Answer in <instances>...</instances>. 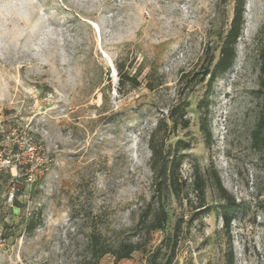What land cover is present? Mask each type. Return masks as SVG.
<instances>
[{"label": "rangeland", "instance_id": "374dc122", "mask_svg": "<svg viewBox=\"0 0 264 264\" xmlns=\"http://www.w3.org/2000/svg\"><path fill=\"white\" fill-rule=\"evenodd\" d=\"M234 7L0 0V141L26 161L33 139L47 163L33 184L21 166L0 172V264H228L231 251L233 264H264V140L254 137L264 107V0H246L232 67L212 84L202 78ZM119 65L141 84H121ZM178 103L189 124L172 129L165 150L180 160L181 193L162 185L168 220L148 232L154 209L139 221L159 196L149 137L161 119L172 128ZM215 170L238 202L229 229ZM122 241L140 247L117 260Z\"/></svg>", "mask_w": 264, "mask_h": 264}, {"label": "trees", "instance_id": "16d2710c", "mask_svg": "<svg viewBox=\"0 0 264 264\" xmlns=\"http://www.w3.org/2000/svg\"><path fill=\"white\" fill-rule=\"evenodd\" d=\"M245 4L246 0H235L234 14L231 20V25L226 33V36L223 40L220 50V56L218 60L214 63L213 67H211V62H209L205 69L203 70V79L209 75V83L212 82L221 74L227 72L233 65L235 58L237 56V43L239 37L241 36L242 30L244 28V24L246 22L245 16ZM262 69L264 71V63L262 65ZM119 81L121 84L129 82L132 86H138L141 84V80L139 79L137 74H130L123 70V67L119 65ZM264 81V78H263ZM201 106L206 105L204 100L201 101ZM206 116V115H205ZM203 117V122L201 124V128L206 130V122ZM169 119L172 121V128L169 129L168 123H165V127L163 123L166 119H161L156 129L153 130L149 137V147L152 151L151 155V167L155 174L156 184L158 187V204L152 208V202L149 204V210L141 217L140 221L144 225H146L149 213L151 209H154V219L151 223L150 227H148V232L152 229L156 228H164L167 220L168 213L161 203L160 193L162 190L163 184H168L172 191L179 196L181 193V177L178 171V166L180 164V160L176 153H171L170 150H165L166 138L174 130L179 124L182 126H188L189 121L185 117V107L181 103L174 105L170 109ZM254 137L258 141L259 139L264 140V107L262 111V115L258 121L257 127L254 130ZM216 175V183L217 187L222 195L225 198L226 203L222 207V216L224 225L227 229L230 228L232 221V214L238 207V202L236 197L231 194L222 184L221 178L218 172L215 170ZM195 189L202 198H204L205 193V179L204 177L197 172L195 174L194 180ZM160 198V199H159ZM202 203L200 206H203ZM180 222L178 226L180 227ZM140 244L134 241H122L118 247L114 249V255L117 260L122 258L131 257L133 251L139 249ZM104 253L102 251L100 256ZM228 264H233V252L231 251V258Z\"/></svg>", "mask_w": 264, "mask_h": 264}, {"label": "built area", "instance_id": "2783aa9c", "mask_svg": "<svg viewBox=\"0 0 264 264\" xmlns=\"http://www.w3.org/2000/svg\"><path fill=\"white\" fill-rule=\"evenodd\" d=\"M8 145L3 140L0 141V172L9 166L16 168L21 166L24 170L26 181L30 184L35 183L47 169L45 157L40 155L42 145L36 143L33 139H29L26 153L30 155V158L26 159V161H22L24 157L20 156V147H8Z\"/></svg>", "mask_w": 264, "mask_h": 264}]
</instances>
